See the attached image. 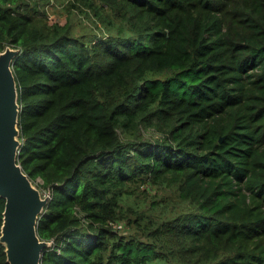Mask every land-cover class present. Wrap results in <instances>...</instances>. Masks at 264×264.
I'll return each instance as SVG.
<instances>
[{
  "label": "trees",
  "instance_id": "1",
  "mask_svg": "<svg viewBox=\"0 0 264 264\" xmlns=\"http://www.w3.org/2000/svg\"><path fill=\"white\" fill-rule=\"evenodd\" d=\"M51 1L0 0L41 264H264V0H72L91 40Z\"/></svg>",
  "mask_w": 264,
  "mask_h": 264
},
{
  "label": "water",
  "instance_id": "2",
  "mask_svg": "<svg viewBox=\"0 0 264 264\" xmlns=\"http://www.w3.org/2000/svg\"><path fill=\"white\" fill-rule=\"evenodd\" d=\"M20 50L7 47L0 53V197L6 199L0 242L9 264H41L51 242L37 232L40 216L51 198L25 173L19 163L23 142L19 129V91L13 64Z\"/></svg>",
  "mask_w": 264,
  "mask_h": 264
},
{
  "label": "rangeland",
  "instance_id": "3",
  "mask_svg": "<svg viewBox=\"0 0 264 264\" xmlns=\"http://www.w3.org/2000/svg\"><path fill=\"white\" fill-rule=\"evenodd\" d=\"M47 14V21H60L62 24H68L71 27V31L78 37H85L86 40L94 39L97 36H102L111 32V29L101 23L97 16L91 9H78L72 4V0H52L49 4L43 7ZM43 193V192H42ZM156 198L163 201V206L160 207L159 212L167 205V211L171 207L176 205V208L181 207V201L173 196L167 198L165 192L158 189L152 191ZM48 193H43V195ZM180 206V207H179ZM117 229H122L123 233H128L129 230L125 228L124 222L114 224ZM149 264H169L162 260L153 261Z\"/></svg>",
  "mask_w": 264,
  "mask_h": 264
}]
</instances>
